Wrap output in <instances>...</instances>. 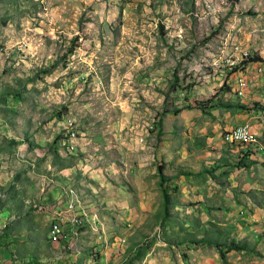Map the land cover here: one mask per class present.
I'll return each mask as SVG.
<instances>
[{"label":"rangeland","instance_id":"1","mask_svg":"<svg viewBox=\"0 0 264 264\" xmlns=\"http://www.w3.org/2000/svg\"><path fill=\"white\" fill-rule=\"evenodd\" d=\"M245 125L264 0H0V264H264Z\"/></svg>","mask_w":264,"mask_h":264},{"label":"built area","instance_id":"2","mask_svg":"<svg viewBox=\"0 0 264 264\" xmlns=\"http://www.w3.org/2000/svg\"><path fill=\"white\" fill-rule=\"evenodd\" d=\"M238 129L234 133H226L223 137V142L234 141L238 143H245L242 141V136H238ZM251 133V131H250ZM70 202L67 201L65 205V212H61V215L52 219L51 236L56 240V242L61 243L63 240L68 239V233H66V222L68 221V208L70 207ZM76 225V221H72Z\"/></svg>","mask_w":264,"mask_h":264},{"label":"bare ground","instance_id":"3","mask_svg":"<svg viewBox=\"0 0 264 264\" xmlns=\"http://www.w3.org/2000/svg\"><path fill=\"white\" fill-rule=\"evenodd\" d=\"M249 59V58H248ZM247 59V60H248ZM245 61V64H247L248 63V68H249V62L248 61ZM244 64V66H246ZM239 66V65H238ZM247 68V69H248ZM243 80V79H242ZM246 80V79H245ZM240 82V81H239ZM249 85V84H248ZM249 88V87H248ZM238 92H239V85H238V91L236 92V96L239 98V99H244L245 97H247V92H248V89L246 90V95H245V97H243V98H240L239 97V94H238ZM237 130V129H236ZM235 130V131H236ZM234 131V132H235ZM250 131H251V133H250ZM233 132V133H234ZM255 133V132H254ZM254 133H253V130H251V128H250V126L249 125H245V126H243V127H241V128H239L238 129V136H242V141L243 142H245V143H238V142H234V141H229L232 145H234V146H237V147H241L240 145H244V146H247V147H245L246 149H252V148H255L256 146H258V145H260V147H259V149L257 150V151H259L260 153H261V155L264 153V152H262L261 151V143H257V141H256V137L254 136ZM257 143V145H255ZM255 145V146H254ZM248 146H251V147H248ZM253 146V147H252ZM262 146H264V145H262ZM74 148V147H73ZM242 148V147H241ZM71 151H72V149H70ZM69 150V151H70ZM264 158V157H263ZM82 219V218H81ZM74 221H76L77 223H78V220L76 219V217L74 218ZM50 235H51V229H50ZM52 238V236L50 237V239ZM55 242H56V240L54 239V238H52ZM52 241V240H51ZM53 242V241H52Z\"/></svg>","mask_w":264,"mask_h":264},{"label":"crops","instance_id":"4","mask_svg":"<svg viewBox=\"0 0 264 264\" xmlns=\"http://www.w3.org/2000/svg\"><path fill=\"white\" fill-rule=\"evenodd\" d=\"M253 131L254 132H256L255 131V129L253 128ZM258 135V134H257ZM262 146V145H261ZM248 147H251V146H248ZM253 147V146H252ZM259 147H260V145H258V146H256L255 148H252V149H254V151L252 152L250 149V151L252 152L251 154H252V156H253V158H251V160L253 161V163L254 162H264L262 159V155H261V153L259 152V151H257L258 149H259ZM262 147H264V146H262ZM264 152V151H263ZM254 156H256V157H259V158H255ZM262 158V159H261ZM255 164V163H254ZM65 204V203H64ZM65 207V206H64ZM60 208V206L58 207V209H55L54 210V212L52 213V214H50L49 215V218L51 219H54V218H56L57 216H58V214L59 213H61V212H64L65 211V208ZM60 208V209H59ZM59 210V211H58ZM89 211V210H88ZM52 219H51V221H52ZM51 229V228H50ZM47 238H48V240L50 239V231H48V236H47ZM51 240V239H50ZM51 242V244L52 245H56L55 243L56 242H52V241H50ZM73 260H75V259H72V261Z\"/></svg>","mask_w":264,"mask_h":264},{"label":"trees","instance_id":"5","mask_svg":"<svg viewBox=\"0 0 264 264\" xmlns=\"http://www.w3.org/2000/svg\"><path fill=\"white\" fill-rule=\"evenodd\" d=\"M252 60H253V62H258V61H260L259 58H258L257 60H255V58L252 59ZM225 88H226V89H229L228 85H225ZM240 146H241L242 148L247 147V146H244V145H240ZM251 153H252V152H251ZM247 158H248V157H246L245 159H244V158H243V159L240 158V161H241V162H244V163H245V161H246V162H249ZM249 163H250L251 165L253 164L252 162H249ZM245 164H246V163H245ZM68 167H71V166H64L63 169H67ZM243 167L246 168V165H244ZM161 176H162V178H164L163 173H161ZM217 248H218L220 251H222V248H223V247H221L220 245H219V246L217 245ZM230 250H239V251H243L244 248H242V246L240 247V246H238V245H234L233 248H231ZM222 255L224 256V254H222Z\"/></svg>","mask_w":264,"mask_h":264},{"label":"clouds","instance_id":"6","mask_svg":"<svg viewBox=\"0 0 264 264\" xmlns=\"http://www.w3.org/2000/svg\"><path fill=\"white\" fill-rule=\"evenodd\" d=\"M240 157H241V155H240ZM241 158H242V157H241ZM242 159H243V158H242ZM244 159H245V158H244ZM248 161L253 163V161H251V160H249V159H248ZM49 240H50V239H49ZM50 241H51V240H50Z\"/></svg>","mask_w":264,"mask_h":264}]
</instances>
